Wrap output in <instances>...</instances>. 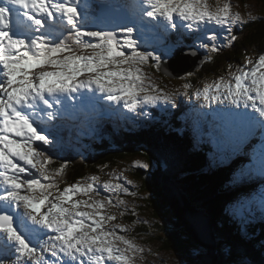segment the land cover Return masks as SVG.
Listing matches in <instances>:
<instances>
[{
	"label": "snow or ice",
	"instance_id": "6c2138e0",
	"mask_svg": "<svg viewBox=\"0 0 264 264\" xmlns=\"http://www.w3.org/2000/svg\"><path fill=\"white\" fill-rule=\"evenodd\" d=\"M143 4V13L164 33L177 27V19L186 22L189 30L207 23L230 27L244 22L228 0H217L215 5L208 0H143ZM13 7L17 8L15 25L11 21ZM78 8L79 0H0V246L13 252L11 264H46L45 252L60 264H66L61 254L79 264H134L136 255L143 251L117 232L127 231L124 226L105 227L116 217L102 211L105 201L90 195L100 194L95 187L99 177H87V183L77 181L60 189L56 177L63 175L66 164L49 174L51 158L40 150V145L50 140L38 121L52 120L56 115L46 110L53 107L50 99L59 103L63 94L87 88L105 94L109 101H122L129 111L144 103L171 99L170 94H161L144 72L142 65L149 58L155 61L152 67L160 70L161 57L139 50L137 40L132 39L133 27H121L119 34L83 31ZM64 24L68 26L66 36L59 30ZM46 26L48 31L44 32ZM235 40V36L229 37V43ZM180 46L167 45L164 55L173 56ZM200 47L219 51L214 44L202 43ZM78 49L92 52L86 55ZM49 67L54 70H45ZM213 91L232 104L243 103L264 118V51L255 60L246 57L243 65L228 73V79L217 78L197 95L209 99ZM134 163L147 167L140 161ZM103 188L128 192L121 183L111 181L104 182ZM78 194L89 199H73ZM105 200L116 208L126 203L122 199L113 203L111 196ZM81 206L91 211L81 210ZM43 229L55 235L44 240ZM29 236L36 239L35 244ZM116 241L124 247L117 246ZM0 264H4L3 259Z\"/></svg>",
	"mask_w": 264,
	"mask_h": 264
},
{
	"label": "rangeland",
	"instance_id": "374dc122",
	"mask_svg": "<svg viewBox=\"0 0 264 264\" xmlns=\"http://www.w3.org/2000/svg\"><path fill=\"white\" fill-rule=\"evenodd\" d=\"M210 1H214V2H216L217 0H210ZM228 2L231 4V9H234V5L232 4V3H234V0H228ZM209 4H211V2H208ZM254 5V4H253ZM245 8L249 11V12H251V13H253V12H261V10L260 9H255V8H253L251 5H246L245 6ZM234 26H237L236 24L235 25H232V26H230V28H233ZM227 27L226 26H219V25H216V29H219L218 31H221L222 29H226ZM216 29L214 30V31H216ZM146 66V65H145ZM147 67V66H146ZM148 68V67H147ZM149 69V68H148ZM45 70H49V71H51V70H54L53 68H51V67H49V68H46ZM143 70H144V72L148 75V76H150L152 79H155L156 78V76H155V74H153L152 72H149V74H148V72L143 68ZM180 79L184 82V85H185V80L180 76V77H177V78H173V80H172V82H171V85H175V84H177V81H179L180 82ZM184 90V87L179 91L180 93L182 92ZM180 102H182L183 104H184V101L181 99V98H175V97H172L171 96V99L170 100H163V99H161V100H159V101H157V102H155L154 104H153V107H155V108H159V109H162V110H166V109H169L170 111L177 105V104H179ZM241 107H243L244 108V105H243V103H241ZM223 108H224V106H221V107H219V108H217L216 109V113H220V112H223V113H226L227 114V117L228 116H230V115H232V112H231V109H230V107H226L224 110H223ZM87 109H89V107L87 108ZM201 109L202 110H206L204 107H201ZM159 111V110H158ZM225 111V112H224ZM58 114H63L62 112H60V113H58ZM246 115L247 116V118H252V119H254V120H257V118H256V116H254V114H251V112H250V114L247 112V111H243V110H239L238 112H236V114L235 115ZM76 115H78V114H76ZM75 115V116H76ZM225 114H223V116H224ZM66 121L67 122H70L71 124H72V119L70 120V118H69V116H68V118L66 119ZM82 122H87V120H85V121H82ZM252 123V122H251ZM253 123H254V121H253ZM99 124V123H98ZM260 125H261V121H260ZM72 128V127H71ZM99 129H101V128H99ZM98 129V130H99ZM93 130H95V129H93ZM97 130V131H98ZM96 131V132H97ZM253 131H255L256 132V130L254 129ZM258 135V134H257ZM209 139V143L210 144H212L213 145V143H212V140L210 139V138H208ZM242 143V142H241ZM213 146H215V145H213ZM45 147V146H44ZM192 147V146H191ZM201 147H202V149H203V144H201ZM215 147H217V146H215ZM42 149L43 148H41L40 147V150L42 151ZM215 155H218V154H216L215 153ZM173 157V156H172ZM171 157V158H172ZM204 157H205V160L206 161H208V162H210V164H214V165H216V160L213 158V160L212 159H210L211 157L210 156H207L205 153H204ZM135 161H140L142 164L144 163V160L143 159H138V158H135V159H132V160H130L129 161V163L130 164H134V165H136L134 162ZM257 161H260L259 159H257ZM116 162H118V164H121V165H124V161L123 160H121V161H119V160H116ZM63 164V158H60V157H57L56 159H55V162L52 164V169H57V168H59L61 165ZM37 167H39V166H37ZM180 168V167H179ZM110 169V172H104L103 174L104 175H106L107 176V178L108 179H110V178H112V180H113V177L115 176L114 174H115V172L111 169V168H109ZM118 169L120 170L119 172H117L116 174H119V173H122V175L121 176H118L119 178H120V182H118V181H114V182H111V183H113V184H116V183H121L122 185H123V183H122V181L125 179V176H124V172H125V170H124V167L123 166H119L118 167ZM100 171V169H94V170H91V171H88V172H86L85 174H84V180H80V182L81 183H87V182H89V181H87L86 180V178L87 177H91V176H93L94 174H97V172H99ZM32 172L35 174V176L36 177H39V173L38 172H36V170H32ZM50 174H51V170H50V172H49ZM176 174V176L178 177V178H182V174H183V179L185 180V181H188L189 180V174L186 172V170H183L182 168H180V170H178L177 169V172L175 173ZM100 175H102V174H100ZM63 177V175L62 176H60V177H56V179L57 180H59V179H61ZM47 182V181H46ZM104 184V183H103ZM194 187V185L193 184H191V188H193ZM181 190V189H180ZM175 191L178 193V191H179V189H175ZM182 191V190H181ZM180 192V191H179ZM99 195H96L95 193H91L90 195H91V197H92V199H98V200H103V201H105V209L104 210H102V211H106V212H110V213H112L113 215H115V217H116V219L115 220H112V221H115V225H122V226H124L126 229H127V231H125V232H119V229H117V232L120 234V235H124L127 239H129V240H131L134 244H136V245H138L139 247H141L142 249H143V251H142V253H139V254H137L136 255V258H135V260H134V263H142V264H153L154 262H155V264H165V262L167 263V262H171L172 264H180V260L176 257V255H175V253L174 252H172V253H168V252H166V251H163V250H154V247H153V245L155 246V247H158L159 245H162V246H166L167 245V243L164 241V234L163 233H161V231L160 230H157V233H156V238L159 240V242L157 243V242H154V243H152L153 241H154V238H152V239H150V241H148V239L146 238V236H145V234H143L142 232H141V230H142V228L141 227H139V228H136V230H132V229H130V224H129V222H126V221H120V214H121V212H125L126 210H128L129 208H132V207H135L136 209H140L139 207H138V205H137V203L135 202V200H129L128 198H127V194H128V192L127 193H124V192H119V193H117V192H115V191H111V190H108V189H105V188H102L101 190H99ZM182 193H183V191H182ZM259 193L260 194H262V195H264V191L263 190H260L259 191ZM159 195H160V193H158ZM157 194V195H158ZM158 195V196H159ZM184 195H185V193H184ZM84 196V195H83ZM107 196H111V198H112V200H113V203H115L116 202V200L117 199H122V200H124L126 203L125 204H122V205H120V207L119 208H116V207H111L110 205H108L107 204V201L105 200V197H107ZM85 197H87V198H89L88 196H85ZM141 214H142V217L143 218H146V216L147 215H149L150 213L148 212V211H146V212H141ZM154 218H156V216L154 217ZM157 219V218H156ZM112 221H108L107 222V225H105L106 226V228H110L112 225H111V222ZM155 225V224H154ZM143 227V226H142ZM245 227L246 228H248L249 226H247V225H245ZM259 232H262V233H264V231H259ZM153 245H152V244ZM3 244V242L2 241H0V245H2ZM116 244H117V246H119V247H124V245L123 244H121L119 241H116ZM260 246L261 245H255V249L257 250V251H260V250H263V249H261L260 248ZM0 248H2V246H0ZM160 248V247H159ZM174 249L175 250H178L179 249V245L178 244H175V246H174ZM154 250V251H153ZM161 251V252H160ZM4 252L5 253H7L8 251H6V250H4ZM11 254H12V256H13V252H11ZM157 254H161L162 256H164V257H162L161 255V257L163 258V262L162 263H159V261H158V258L156 257V255ZM8 264H11V261H9V263Z\"/></svg>",
	"mask_w": 264,
	"mask_h": 264
},
{
	"label": "trees",
	"instance_id": "16d2710c",
	"mask_svg": "<svg viewBox=\"0 0 264 264\" xmlns=\"http://www.w3.org/2000/svg\"><path fill=\"white\" fill-rule=\"evenodd\" d=\"M236 28H237V26H234L232 29H236ZM246 28L248 29L249 33H245V31L242 30L240 36L242 38H247L249 36V38L247 39V41L244 44H242V46L243 47L244 46H246V47L253 46V48L260 47L264 43V19H260L259 21L255 22V23L254 22H250L247 25ZM251 33H252V35H251ZM181 105H184V104L182 102H180L171 111L178 109ZM148 107H149V105H148ZM152 108H155V107L152 106ZM152 111L154 112L155 116L163 114V112L160 111V110L159 111L158 110H152ZM165 111H167V110H165ZM155 116H153V117H155ZM157 121H159V120H157ZM103 127L104 128L100 127L101 129L98 130L100 133H101L102 129L103 130L105 129V125ZM192 129H194V128L192 127ZM209 129H211V128L209 127ZM107 132L112 133L109 130ZM215 135H216V133H215ZM194 136L197 138V130L194 131ZM67 138H69V140H70V137L67 136ZM147 138H148L147 135L133 136V137H130V138H122V139H120L118 141L117 147L114 146L115 148L110 150L106 155H98V156H96V159L97 160H101V159H106V160L117 159L121 155H124V154H127V153H131V152H137V151H135L136 147H137L136 144H139V145L142 146V147L139 148V150H140L139 152H141V153H143L145 155L146 161L150 162V163H153V164H157V165H155V167H157V168H159V167L162 168L163 166H162V162L160 163V156L151 147L152 144H149V143H152L151 139H147ZM168 138H170V135L168 136ZM209 138L212 140V143H213V138L211 136ZM87 141L89 142V145H91V148H97V147L100 146L99 144H97V140L95 139L94 135H91L90 137H88ZM119 142H121L120 145H118ZM199 143H200V145L203 144L204 148H208L212 153H215L213 147H215L216 145L213 146L214 144L212 145V144H210L209 142H207L205 140H203L202 142L199 141ZM241 146L244 147L243 144H241ZM196 150H198V149H196ZM90 151L92 152V149ZM100 152H103V148L102 147H100ZM198 152L199 153L197 155H199V156H197V159L200 158V157L203 159L202 154L200 155V151H198ZM216 154H218V153H216ZM210 159L213 160V158H210ZM207 163H208V165L210 167H212L210 162L207 161ZM196 166L200 167V168H203L202 165L196 164ZM155 174H156L155 171L152 172V175H155ZM214 177L221 179L223 177V175H216ZM225 177L226 176H224L222 178L223 182H224V178ZM160 191L161 190H157V191H154V193H157V192H160ZM195 194L197 196H200V193L197 192V191L195 192ZM155 199L159 200L160 198L156 194H152V196L150 198L151 206H152L151 200H155ZM202 207L205 209V211H206V213L208 215V218L210 219L209 222L211 223L212 229H213V231L215 232L216 235L223 236L228 231H230L231 228L234 230L231 220L223 221V222H226V223H219L218 221L215 220V219L221 220V218H223V214H222V211H221V206L218 203H215V200L211 201V199H210L209 201H206L204 204H202ZM154 212H155V209H154ZM214 212H216L215 217H213V213ZM157 217L161 218L163 216L161 214H159V212H158V213H156V218ZM156 218H154V219H156ZM156 223H159L158 219H156ZM158 228L162 229L161 231H163V228H162V226H160V224L158 225ZM176 230L180 233V229L170 230L169 233L171 235H175V237L178 239L180 237H178L176 235V233H175ZM242 232H244L245 234H248V236L242 237V238L239 239V242L244 247L249 248L251 250H256L255 249V245H261L260 248L263 249V250H260V251L256 250L255 254H251L250 256H248L249 258L243 259L241 261L242 262L241 264H264V237H263L264 233L258 232L256 234V232H254L251 229V225L250 224H249L248 228H246L245 225L242 224ZM171 235L169 236L168 239L171 238ZM181 235H183V233ZM254 237L258 238L260 241H262V243L261 242H256L255 243V241H253ZM180 239H181L180 241L183 242L184 239H182V238H180ZM187 239H188V236H187ZM166 243L170 244V240H166ZM189 245H191V243H189ZM194 246H197V245H194ZM229 246L231 248L230 244H228V248H229ZM184 251H186V253H187V250H184ZM222 256H228L229 260L231 261V260H234L235 253L234 252L226 253L225 255H221L220 258H222ZM192 260L189 261V263L192 262Z\"/></svg>",
	"mask_w": 264,
	"mask_h": 264
},
{
	"label": "bare ground",
	"instance_id": "6f19581e",
	"mask_svg": "<svg viewBox=\"0 0 264 264\" xmlns=\"http://www.w3.org/2000/svg\"><path fill=\"white\" fill-rule=\"evenodd\" d=\"M62 99H63V97H61ZM241 108H243V107H241ZM167 111H170L169 109H166ZM214 111L216 112V109H214ZM221 114H225L224 116L226 117V118H228V117H230V116H228L227 117V114L226 113H223V112H220ZM155 116V115H154ZM223 116V115H222ZM243 116H246V115H244L243 114ZM247 117V116H246ZM87 125H91L92 123H89L88 121L87 122H85ZM254 123H255V121H254ZM96 124H98V123H96ZM106 126H108V125H105V131H111V132H113L114 131V129H113V127L112 126H110L109 128L108 127H106ZM71 127H72V124H71ZM101 128H104L103 126L101 127ZM189 128L190 129H192V127H190L189 126ZM72 129V128H71ZM104 130H102L101 131V133L99 132V131H97L96 133L97 134H104ZM87 131H89V130H87ZM255 132V131H254ZM68 136V135H67ZM72 141V140H71ZM205 141H207V142H210L209 141V139L207 138V139H205ZM213 149H214V151H215V153H218L219 155H223V153L220 151V149L218 148V147H213ZM199 150H197V151H195V152H198ZM202 154V156H203V160H204V163H203V167L204 166H206L207 168H210V166L208 165V163H207V161L205 160V157H204V153L203 152H201L200 151V155ZM163 166V165H162ZM211 166L213 167V166H215L214 164L212 165L211 164ZM165 182L166 181H163L162 183H161V185L163 186V187H167L164 191L163 190H161L160 192H157V193H153V194H158V193H160V195H159V200H157V199H155V200H151V202H152V208H153V210L155 209V207H156V203L157 202H159V201H163L162 202V205L161 206H163L164 207V210H161L160 209V211H159V214H161L163 217H161V218H158L157 217V219H158V222H159V224H160V226H162V228H163V231L166 233L165 234V237L167 238V240H169L168 238H169V236L171 235L170 233H169V231L170 230H175V229H180V233L176 230L175 231V233H176V235L178 236V237H180V238H182V239H184V240H186L187 239V236L189 237H191L192 238V241H191V245H189V246H194V245H197V243H199V241H200V239H201V233L200 232H198L197 230H196V226H195V224L192 222V215L190 214V212H188L187 211V209L185 208V206L181 203V202H179V208H178V210L176 211V210H174L173 208H172V206L170 205V203H169V200H168V195H169V191H173V190H175V189H177V188H175V187H173V186H171V185H166L165 184ZM178 193H179V191H178ZM157 195V196H158ZM176 195V194H175ZM185 204H186V202L185 201H183ZM177 215H179V216H181L183 219H185V220H187L188 222H189V225H184L183 223H182V221L180 220V218L177 216ZM156 216V215H155ZM177 219V222L176 223H170L172 220H174V219ZM208 218V217H207ZM208 221H210V219L208 218ZM243 225H247V226H249V224L247 223V222H241ZM210 225H211V223H210ZM212 227V226H211ZM168 231V232H167ZM183 233V235H181ZM172 236H175V235H171V237ZM207 237L209 238V236L207 235ZM29 238H31L32 240H34V241H36V239L34 238V237H32V236H29ZM180 238H178L179 240H181ZM2 241V240H1ZM3 242V241H2ZM193 243V244H192ZM168 244V243H167ZM229 248H230V246H229ZM6 251H8V249L6 250ZM204 256L205 257H207V255L206 254H204ZM176 257L180 260V261H185V262H189V261H191L192 260V258L188 255V253H186V251H182L181 253H179V254H176ZM223 257V256H222ZM208 261H209V259H208ZM219 263V262H218Z\"/></svg>",
	"mask_w": 264,
	"mask_h": 264
},
{
	"label": "water",
	"instance_id": "95a60500",
	"mask_svg": "<svg viewBox=\"0 0 264 264\" xmlns=\"http://www.w3.org/2000/svg\"><path fill=\"white\" fill-rule=\"evenodd\" d=\"M167 70H168V68L165 69V71H167ZM189 70L190 69L185 68V69L180 70V72H177V73L179 75V74L186 72V71H189ZM166 74L171 75L169 73H166ZM166 185H169V184H166ZM166 188L167 187H163V191ZM154 191H156V190H154ZM168 200H169V203L172 206V208L176 211L179 208V202H181L185 206L187 211L190 212V214L192 215V222L195 224L196 230L201 233V239H200L199 243H197V244H201V245L204 244L207 248H209V245L206 243L210 240V235H209V232H208L207 227H206V224H207L206 220H204V217L202 216V214L200 212H198L197 210H195L194 208H192L175 190L169 191ZM183 201H185L186 204ZM162 202L163 201H159L156 203V209L158 212L160 211V209L164 210V207L161 206ZM177 216L180 218V220L182 221V223L184 225H186V224L189 225V222L187 220L183 219L179 215H177ZM176 222H177V219L175 218L170 223H176ZM207 235L209 236V238L207 237ZM171 241L173 242V248H174L175 244L179 245V249L178 250L174 249L175 251H184V250H188V246H189V243H191L192 238L189 236L188 239L183 240V242H182L179 239H177L175 236H172ZM199 259L203 260V259H205V256H200Z\"/></svg>",
	"mask_w": 264,
	"mask_h": 264
}]
</instances>
